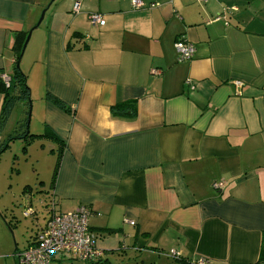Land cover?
<instances>
[{
  "label": "crops",
  "instance_id": "0c3cea01",
  "mask_svg": "<svg viewBox=\"0 0 264 264\" xmlns=\"http://www.w3.org/2000/svg\"><path fill=\"white\" fill-rule=\"evenodd\" d=\"M50 1L0 0V69L12 74L13 32L47 8L22 58L31 118L62 141L41 137L60 155L49 201L89 208L93 264H264V0ZM178 37L192 58L177 60ZM24 104L0 123V145ZM34 197L21 191L29 233L0 204V264H18L45 227Z\"/></svg>",
  "mask_w": 264,
  "mask_h": 264
},
{
  "label": "rangeland",
  "instance_id": "374dc122",
  "mask_svg": "<svg viewBox=\"0 0 264 264\" xmlns=\"http://www.w3.org/2000/svg\"><path fill=\"white\" fill-rule=\"evenodd\" d=\"M54 2L55 0L51 4ZM20 70L24 73L26 72L25 63L22 62V59L20 61ZM27 86L29 87L28 83ZM35 96L36 94L32 95L30 91L31 111ZM24 105L26 107L21 113L19 121L16 122L14 129L10 132H7L5 128L1 130L3 138H6L8 133L11 139L8 141L5 150L0 154V204H11V209L16 211V215L18 214L21 224L20 229L23 234L25 230H28V233L30 232L32 219L21 214L22 209L19 206L21 191L28 185L31 187L33 196H35L33 201L36 217L40 223L44 222L48 217L51 180L56 158L54 151L51 150L52 142L48 139L36 136L32 138L22 137L26 132L37 135L39 134L37 132H43L44 129L42 127L36 128L31 114L27 128V113L29 109L27 106L29 101L25 100Z\"/></svg>",
  "mask_w": 264,
  "mask_h": 264
},
{
  "label": "built area",
  "instance_id": "2783aa9c",
  "mask_svg": "<svg viewBox=\"0 0 264 264\" xmlns=\"http://www.w3.org/2000/svg\"><path fill=\"white\" fill-rule=\"evenodd\" d=\"M131 4L134 8L144 6L142 0H131ZM78 6L75 3L73 9L77 11ZM90 20L93 24H104V19L98 13H92ZM174 48L178 61L192 58L195 52L192 44L179 37ZM4 78L7 80L6 76ZM220 185V182L214 183L215 187ZM29 213L30 209H27L24 215ZM90 215L91 211L86 205H80L74 211L61 212L51 202L45 227L38 231L32 244L18 253V264H51L59 254L70 255L90 264L97 262L103 252L96 246L97 235L90 228ZM168 255L176 256V253L170 250ZM196 264H207V261L198 259Z\"/></svg>",
  "mask_w": 264,
  "mask_h": 264
},
{
  "label": "trees",
  "instance_id": "16d2710c",
  "mask_svg": "<svg viewBox=\"0 0 264 264\" xmlns=\"http://www.w3.org/2000/svg\"><path fill=\"white\" fill-rule=\"evenodd\" d=\"M27 31L26 30H16L13 32V45H12L11 50H12V54L14 58V68H13L12 74L6 75L2 71V69H0V94L3 95V102H2V106L0 110V123L2 124L6 121L13 105L15 104L16 101H18V99H23V100L28 101L30 97V89L26 83V74L20 71V69H17L15 66V62L18 59V56L21 52V48L25 40V37L27 35ZM4 76L7 77V80L4 78ZM47 97L48 99H50L52 103H54L60 109L66 112L70 111V108L66 104H64L62 101H60L58 98L51 96L49 94H47ZM33 136L51 138L54 141H56L58 144L60 145L62 144L61 143L62 141H60V138L54 132L50 131L49 129H45V131L39 135L27 133L24 137L32 138ZM10 139L11 138H9L8 140ZM5 143L6 141L0 145V150L3 148ZM59 157L60 155L57 156L55 166L53 169L51 187L54 183V178H55L57 169L59 167ZM28 190H30V187L26 186L24 188V191H28ZM51 202H53V204L58 208L56 201L52 200V201H49L48 210H49Z\"/></svg>",
  "mask_w": 264,
  "mask_h": 264
},
{
  "label": "water",
  "instance_id": "95a60500",
  "mask_svg": "<svg viewBox=\"0 0 264 264\" xmlns=\"http://www.w3.org/2000/svg\"><path fill=\"white\" fill-rule=\"evenodd\" d=\"M52 1H53V0H51L49 4H51ZM46 9H47V8H44V9L41 11V13H40V15H39V18H38L37 22H36V23H35V24H34V25H33V26L27 31V35H26L25 40H24V42H23V45H22V48H21V52H20V54H19V56H18V59H17L16 62H15V66H16L17 69H20V61H21V59H22V57H23V54H24L25 48H26V46H27V44H28V41H29L30 36H31V34H32V31L35 30L36 28H38V26H39L40 23L42 22V20H43V18H44V14H45ZM20 71H21V70H20ZM28 101H29V107H28L29 109H28V113H27V125H26L27 127H28V123H29V120H30V114H31L30 97H29ZM26 134H27V132H26ZM26 134H25V135H26ZM25 135H24V136H25ZM24 136H22V137L24 138ZM7 145H8V142H6L5 145L3 146V148L0 150V154H1L2 151L5 150V148L7 147Z\"/></svg>",
  "mask_w": 264,
  "mask_h": 264
}]
</instances>
